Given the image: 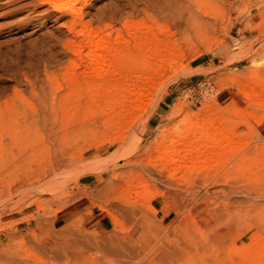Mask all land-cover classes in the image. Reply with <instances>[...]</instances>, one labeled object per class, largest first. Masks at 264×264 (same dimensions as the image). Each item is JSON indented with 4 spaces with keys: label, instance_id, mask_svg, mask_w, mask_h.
Here are the masks:
<instances>
[{
    "label": "rangeland",
    "instance_id": "rangeland-1",
    "mask_svg": "<svg viewBox=\"0 0 264 264\" xmlns=\"http://www.w3.org/2000/svg\"><path fill=\"white\" fill-rule=\"evenodd\" d=\"M53 1L64 8L0 0V264H264V0H204L215 25L189 35L165 21L164 0H78V13ZM132 25L155 32L157 52L114 78L104 52L99 77L80 33L116 46ZM117 84L151 93L132 126L100 110L126 94L103 88ZM165 137L174 163L158 159Z\"/></svg>",
    "mask_w": 264,
    "mask_h": 264
},
{
    "label": "bare ground",
    "instance_id": "bare-ground-1",
    "mask_svg": "<svg viewBox=\"0 0 264 264\" xmlns=\"http://www.w3.org/2000/svg\"><path fill=\"white\" fill-rule=\"evenodd\" d=\"M58 1H61V0H58ZM65 1V0H64ZM68 0H66V3H67ZM234 1V0H233ZM37 7H40V6H44V5H52L53 6V11L55 12H59L60 10H62L64 7L63 5H59L57 4L56 2H54L53 0H37ZM70 2V0L68 1ZM163 2V5H162V13L164 14V19L165 21L167 22L168 20L172 23L171 26L174 27L175 31L179 33V35H189V34H201V33H204L206 30H209L211 26H214L215 24L212 23L211 20L208 15H207V9H206V6H205V1L204 0H164V1H161V3ZM235 2V1H234ZM65 3V4H66ZM78 3V0H71V8H70V11L72 13H78V11H80V9H77L76 8V4ZM83 3L85 4L86 3V0H83ZM68 4V3H67ZM210 15V14H209ZM80 16V15H79ZM75 25H81L82 23V20H81V17H78L76 18V20L74 21ZM83 25V24H82ZM137 25V24H136ZM133 26L132 25V28L131 30L133 31V38L132 36H129L131 37L130 39L133 40L132 43H129V42H123L121 44H118L119 40L122 41H125L126 40V37L125 39L124 38H121L120 35H117V39L115 40V44L116 46H113V44H111L110 42H108V40L104 37H100L99 34L97 32H94L92 30H87V31H82L80 33V35H82L84 37V39H86L87 41V44H88V48H87V53L83 56L85 61H87L89 64L91 63V65L93 66H100L101 64L103 65H106V61L108 62L107 60V56H104L103 53L105 52L106 54H110L111 55V61H109L108 63V66L111 67L112 69V72L110 70L109 74H108V78L109 77H113L118 75V74H121L123 72V70H125V67L130 65L131 63H134L135 65L137 66H145L149 64V59L152 58L154 56V54L157 52V50L155 49L156 46L154 44H157V37H156V34L155 32H144L143 34H140L141 36L138 35V33H142L143 31V27H139V26ZM142 25V24H140ZM144 26V25H143ZM146 28H147V24L145 25ZM144 26V27H145ZM131 27V26H130ZM127 28V27H126ZM151 28V27H150ZM148 27V29H150ZM128 29H130L128 27ZM165 29V28H164ZM127 30V29H126ZM151 30V29H150ZM167 30V28H166ZM128 31V30H127ZM149 31V30H148ZM152 31V30H151ZM129 33V32H128ZM132 33V32H131ZM78 34V33H77ZM125 34V33H124ZM130 35V34H129ZM202 36V35H201ZM123 37V35H122ZM128 37V35H127ZM123 39V40H122ZM130 39L127 38V40L130 41ZM131 42V41H130ZM79 43V42H78ZM76 43L74 45V50H73V54L74 56L76 57V59L78 60H81L82 59V52H83V47ZM112 45H110V44ZM120 43V42H119ZM161 43V42H160ZM118 44V45H117ZM108 45V46H107ZM153 45H154V49H153ZM75 64V63H74ZM73 64V65H74ZM171 64V63H170ZM93 67L94 70H95V73H97V75L99 74V72H102L101 70H99L100 68L99 67ZM162 66V65H161ZM184 67V66H183ZM99 68V69H97ZM151 68V67H150ZM134 69V68H133ZM138 69V67H137ZM159 67L158 69L155 71L157 73H159ZM182 69V68H181ZM97 70H99L97 72ZM88 71V70H87ZM132 71V70H131ZM135 71V70H134ZM162 71V70H161ZM160 71V72H161ZM182 71V70H180ZM87 73V72H86ZM101 74V73H100ZM99 74V75H100ZM75 74H73L72 76L70 77H74ZM88 75V74H87ZM98 75V76H99ZM122 76V75H121ZM69 77V76H68ZM69 77V78H70ZM100 77V76H99ZM106 78V77H105ZM118 78V77H117ZM107 79V78H106ZM116 80V78H115ZM104 81V80H103ZM113 81V79H112ZM118 81V80H117ZM107 82V81H106ZM106 82L104 84H106ZM114 82V81H113ZM150 82V81H149ZM114 84V83H113ZM112 85V84H111ZM119 85V84H117ZM101 86V85H99ZM109 85H105L103 86L104 89H106V91H112V90H117V89H121L123 91H126V88L127 86L125 84H121L116 87H110ZM152 90V89H151ZM122 91V92H123ZM104 92V91H103ZM253 92L252 88L251 89H244L241 90V94L244 96V97H247L248 95H250L251 93ZM126 94L125 95H122V96H118V97H115V96H111L110 98H107V100H104L103 102V107L100 109V110H106L107 108H114L116 111H119L121 110L122 111V114L125 115V117H128L127 119L131 122V124L129 123V121H127L131 126L136 124V115L137 114H143L146 112V107L144 105V103H146L145 101L150 97L152 98L151 96V93L148 92L147 90H144L142 89L140 92H134L133 89L132 90H128L125 92ZM106 94V92H105ZM117 94V93H116ZM114 95V94H113ZM120 95V94H119ZM104 97V96H103ZM161 101V99H160ZM96 102H98L96 100ZM125 102L127 103V106L125 105ZM98 104V103H97ZM149 104V103H148ZM158 104V103H157ZM125 105V106H124ZM99 106V105H98ZM175 114V113H174ZM42 120H43V129L46 131V133L48 134V136H51L55 130H58V128L56 129V127H54V125H50L48 123V116L46 117V115L42 114ZM37 117V116H36ZM40 117V116H39ZM195 118V117H194ZM193 118V119H194ZM192 118H190L191 120ZM196 119V118H195ZM213 119V118H212ZM212 119H206L208 122V125L209 127H212V125L215 123L214 120ZM205 120V121H206ZM189 121V120H188ZM194 121V120H193ZM198 121V119H197ZM203 121V120H202ZM204 122V121H203ZM51 123V122H50ZM54 123V122H53ZM194 123V122H193ZM37 124V123H35ZM52 124V123H51ZM128 124V125H129ZM195 124V123H194ZM129 125V126H130ZM185 128V130L180 133L179 131H177V137L178 139L181 141L182 139H187L188 138H192L194 136V133L191 134V129H190V125L191 124V121L190 122H187L186 124H183ZM182 125V126H183ZM199 125H203L202 123H200ZM197 125V126H199ZM205 125V124H204ZM203 125V126H204ZM207 125V126H208ZM36 126V125H35ZM195 126V125H194ZM195 126L197 129L198 127ZM207 126H205V128H203L204 132L206 131L207 132V129L208 128ZM60 127V125L58 126ZM134 127V126H133ZM132 127V128H133ZM214 127V125H213ZM175 128V127H174ZM181 129V128H180ZM201 129V128H200ZM70 130H72V128H70ZM179 130V129H178ZM195 129H193L194 131ZM210 130V129H209ZM217 130V129H216ZM215 130V131H216ZM134 131V130H133ZM199 131V130H198ZM197 131V132H198ZM202 131V129H201ZM218 131V130H217ZM216 131V132H217ZM176 132V131H174ZM203 132V131H202ZM201 132V133H202ZM210 132V131H209ZM137 134V133H136ZM198 134V133H197ZM200 134V133H199ZM211 134V133H210ZM215 134V133H214ZM144 135H145V132L143 133H140V135H138V138L136 139V141H133L134 142V147L137 148L140 146V144L142 143L143 141V138H144ZM173 135V134H172ZM203 135V134H202ZM174 136V135H173ZM171 136V137H173ZM164 137V136H162ZM175 137V136H174ZM207 138L206 139H209V135L206 136ZM223 138H226L225 136H222ZM167 137L165 138H162V140L160 141H156L155 140V144L158 145L159 143V148L157 149H160L161 148V152H162V155L164 156H161V154H159L160 156L158 157V159H161V160H165L163 162H168V163H174L178 160L177 157L180 158V156H177L176 152L173 150L175 148H173L172 150H169V148L167 147H164V143L167 142V139L169 140L168 143L171 144V148L174 147L173 144H175L176 142L174 141H177V139L175 140V138H170L169 139V134H168V138L166 139ZM205 138V137H204ZM211 138H212V135H211ZM196 139V138H195ZM227 139V138H226ZM135 140V139H134ZM194 140V139H193ZM198 140V139H197ZM203 140V138H202ZM191 141V140H190ZM204 141V140H203ZM202 142V141H201ZM168 144V146L170 145ZM183 144V143H182ZM178 145V144H177ZM186 145V144H185ZM156 147V146H155ZM153 148V147H151ZM189 148V147H188ZM178 149V148H177ZM186 149V148H185ZM184 149V151H185ZM191 150V148H189ZM147 151L149 150L150 151V148L149 149H146ZM154 150V149H153ZM180 150V149H179ZM197 150V149H196ZM146 151V152H147ZM148 151V152H149ZM157 151V150H155ZM178 151V150H176ZM200 151V150H198ZM196 151V152H198ZM147 152V154H148ZM186 152V151H185ZM191 153V151H189ZM187 151V153H189ZM193 152V150H192ZM195 152V154H197ZM150 153V152H149ZM159 153V152H158ZM157 153V154H158ZM180 154V153H178ZM183 154V153H182ZM186 154V153H185ZM192 154V153H191ZM145 155V154H144ZM198 155V154H197ZM63 157V156H62ZM156 157V158H157ZM163 157V158H162ZM191 157V156H190ZM220 157V156H219ZM188 159V158H187ZM67 158L62 161H60L58 164L62 163V162H66ZM156 160V159H155ZM201 160V159H200ZM219 160V159H218ZM186 161V160H185ZM203 161V160H202ZM201 161V162H202ZM221 161V160H220ZM162 162V161H161ZM193 162V161H192ZM214 162V165H215V161H212ZM211 162V163H212ZM218 163V162H217ZM207 164V163H206ZM201 166L204 168L205 165ZM126 165H129V166H133V162L129 161L127 162ZM170 165V164H169ZM168 164L166 165L165 163V166H169ZM173 165V164H172ZM190 165V164H189ZM191 165H193L191 163ZM190 165V167H191ZM213 165V166H214ZM171 166V165H170ZM212 166V165H211ZM216 166V165H215ZM218 166V165H217ZM172 167V166H171ZM177 167V166H176ZM180 167V166H179ZM188 167V165H187ZM209 167V166H208ZM170 168V167H169ZM181 168V167H180ZM185 168V167H184ZM207 168V166L205 167ZM204 168V169H205ZM211 169H214L212 167H210ZM100 169V167H98V170ZM202 169V168H200ZM203 170V169H202ZM162 171V170H161ZM168 171H171V170H168ZM172 171L174 173L175 169H173L172 167ZM213 171V170H212ZM172 175V174H171ZM174 177V176H173ZM200 185V184H199ZM197 189V188H196ZM214 190V189H213ZM203 198V197H202ZM115 225V224H114Z\"/></svg>",
    "mask_w": 264,
    "mask_h": 264
},
{
    "label": "crops",
    "instance_id": "crops-1",
    "mask_svg": "<svg viewBox=\"0 0 264 264\" xmlns=\"http://www.w3.org/2000/svg\"><path fill=\"white\" fill-rule=\"evenodd\" d=\"M261 127L262 128H264V122H262V125H261ZM84 210V207L83 206H78V208L76 209V211L75 212H73V213H77V212H79V211H83ZM72 213V214H73ZM88 220V222L90 223V224H92V225H96V226H101L102 225V223H103V219H99L98 217H95V216H91V218H89V219H87Z\"/></svg>",
    "mask_w": 264,
    "mask_h": 264
}]
</instances>
